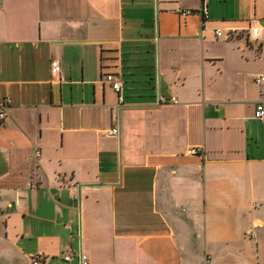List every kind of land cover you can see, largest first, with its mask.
I'll return each instance as SVG.
<instances>
[{"label":"crops","instance_id":"crops-1","mask_svg":"<svg viewBox=\"0 0 264 264\" xmlns=\"http://www.w3.org/2000/svg\"><path fill=\"white\" fill-rule=\"evenodd\" d=\"M256 76L264 0H0V264H264Z\"/></svg>","mask_w":264,"mask_h":264},{"label":"built area","instance_id":"built-area-1","mask_svg":"<svg viewBox=\"0 0 264 264\" xmlns=\"http://www.w3.org/2000/svg\"><path fill=\"white\" fill-rule=\"evenodd\" d=\"M216 34L220 35L221 31L219 29H217ZM51 67H52L51 75L57 79H61L62 77L59 75V70L57 69V62L52 61ZM103 79L105 81H107L110 84V86L112 87V89L118 93V102H119V104H122L123 98L120 95V93H121L122 87H123V80H122L121 76L118 73L106 72L104 74ZM255 82L260 86L259 87L260 93H263L264 92V78L262 76H256ZM159 100L161 102L167 101L166 98L163 96H160ZM4 115H5V113L3 111H0V118H3ZM254 117L259 118V119L264 118V100H259L255 104ZM108 134L109 135H116L117 134V128L116 127L112 128L111 130H109ZM39 153H40L39 150H35V156H38ZM75 256H77L78 264H89L88 256H87V254H85L83 252L75 253L73 251H67V252L63 253V259L65 261H71ZM43 258H44V255L42 253H37L31 257L30 264H40L41 261L43 260Z\"/></svg>","mask_w":264,"mask_h":264},{"label":"water","instance_id":"water-1","mask_svg":"<svg viewBox=\"0 0 264 264\" xmlns=\"http://www.w3.org/2000/svg\"><path fill=\"white\" fill-rule=\"evenodd\" d=\"M77 193H78V198L80 199V196H81V184L77 185Z\"/></svg>","mask_w":264,"mask_h":264}]
</instances>
